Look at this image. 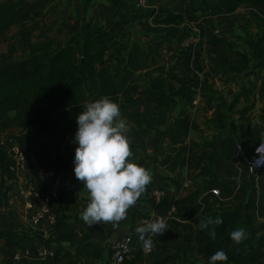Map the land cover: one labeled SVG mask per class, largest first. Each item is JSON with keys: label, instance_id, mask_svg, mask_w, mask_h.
Wrapping results in <instances>:
<instances>
[{"label": "trees", "instance_id": "obj_1", "mask_svg": "<svg viewBox=\"0 0 264 264\" xmlns=\"http://www.w3.org/2000/svg\"><path fill=\"white\" fill-rule=\"evenodd\" d=\"M27 1L0 0V34L13 14ZM242 8L254 9V22L264 26V0H188L182 13L160 8L132 15L131 23L138 28L137 39L125 27L129 24L127 20L120 21L116 28L102 26L93 33L87 31L79 36H69L60 45H56L55 39L47 33L40 34L37 46L27 45L17 58L5 56L0 65V133L10 128L20 131L7 140L0 139V202L3 206L9 202L12 183L17 179L16 149L24 153L27 160L34 157L40 167L47 169L55 150L73 138L77 127L75 116L81 108L101 95H107L122 105L124 118L139 136L147 134V119H154L161 127L172 126L168 133V150L157 153V161L165 171L174 173L184 163H189L198 176L208 178L206 186H198L174 204V223L177 219L188 220L199 213L202 219L211 216L222 221L210 226L216 232L215 240L208 236L207 228L199 230L195 238L197 252L209 257L223 249L228 259L216 264H264V235L256 237L250 234L242 222V214L235 210L227 211L221 205L236 191L233 174L227 171L226 177L221 179L214 169L216 157L224 152L228 144L215 140L206 143L203 149H197L187 142L190 129L185 118L171 124L178 102L186 105L194 103V83L199 75L203 76L207 85L220 75L226 78V83L231 81L243 87L250 86L252 88L245 95H251L253 83L249 77L264 70V31H258L255 36L243 41L249 49L247 54L234 50L229 36L215 34L206 40L203 29L199 30V38L187 45L175 42L178 34L183 39L190 36L192 27L199 26L203 18L233 14ZM143 35L148 37L147 40H143ZM173 49L178 53L172 72L162 64L154 67V76H140L141 72L157 63L160 53ZM9 60L12 61L7 63ZM97 61L101 63L96 65ZM205 89L207 87L203 84L202 93ZM140 100L145 102L142 109L134 111ZM253 106L254 102L249 99L245 111ZM220 110L217 106L218 114ZM130 149L132 158L149 170V158L134 146L130 145ZM213 188L219 189V198L209 204L201 202L202 193ZM84 206L86 204H77L70 210L80 213ZM58 214L57 225L52 234L44 238V244L50 249L58 244L54 246L57 255L54 261L79 264L84 257L92 260L102 258L107 251V241L117 232L118 226L132 220V207L127 210L125 219L115 225L95 224L74 251L59 244L73 239L77 225L67 220L69 216ZM168 226L164 236L179 235L178 231L171 230V224ZM240 227L246 230L247 238L235 245L229 233ZM163 235H153L151 241L161 240ZM4 238L6 248L19 246L27 249L28 242L23 235L0 230V254H5L1 248ZM108 251L113 253V249ZM138 251L142 252V245ZM7 263L11 264L12 260L7 259Z\"/></svg>", "mask_w": 264, "mask_h": 264}, {"label": "crops", "instance_id": "obj_2", "mask_svg": "<svg viewBox=\"0 0 264 264\" xmlns=\"http://www.w3.org/2000/svg\"><path fill=\"white\" fill-rule=\"evenodd\" d=\"M187 1L147 0L146 5L139 8L137 0H28L13 14L4 32L0 34V65L4 62L5 56L11 55L17 58L27 45L37 46L40 34L47 33L55 39L56 45H60L69 36H79L87 31L93 33L102 26L108 29L116 28L120 21H129V24L125 25L127 29L129 27L138 29L135 23H131L132 15L160 8L172 13H182ZM239 13L245 16L244 19L243 17L236 19L229 26L222 22L225 18ZM254 13V9L242 8L233 14L203 18L199 26L192 27V38L178 45H187L190 41L197 40L200 36L199 30L203 29L206 40L215 34L229 36L233 49L241 54H247L249 49L243 41L255 36L258 31H264V26L254 22ZM241 24L244 26H241L240 30ZM247 30H250L252 34L246 38L243 35ZM236 34L242 38L235 37ZM143 38L147 40L148 37ZM177 53L178 50L175 49L160 53L157 63L141 72L140 76L146 78L154 76V67L162 64H165L167 70L172 72L171 63H174ZM249 79L253 83V91L251 95L246 96V92L252 87H243L231 81L226 83V78L220 75H216L211 81V83L215 81L214 85H207L203 76L199 75L194 83L196 90L194 103L186 105L178 102L173 111L171 124H175L180 118H185L190 129L187 142L197 149H203L206 143L215 140L225 141L228 144L224 152L216 157L214 169L221 179L226 177L225 172H231L236 182V191L234 196L226 197L221 205L226 210L239 211L245 228L250 234L259 237L264 235V170L259 176L253 175L249 171L246 160L252 154L257 142L264 140V70L250 76ZM203 84L207 89L202 93ZM249 99L254 102V106L247 112L245 107ZM144 103V100H140L133 110L140 111ZM119 106L124 118L122 105L119 104ZM217 106L221 109L219 114ZM12 116L13 113L10 117ZM126 122L129 126L127 136L130 145L148 157L151 162L149 170L152 179L136 204L132 206V220L118 226L117 232L107 241V251L102 258L92 260L84 257L79 264H107L112 255L108 249H113L115 243L127 233L133 234L136 247L124 264H207L208 257L197 252L195 241L200 230L201 213L188 220L177 219V223L173 220L176 200L196 190L198 186H206L208 178L198 176L197 171L189 163H184L174 173L165 171L158 163L157 153L168 150V133L172 126L161 127L154 119H147L145 120L147 134L142 137L135 134L132 124L127 119ZM19 131L18 128L7 129L0 133V138L7 140ZM72 139L55 150L53 161L48 169L56 171L64 180L61 194L53 201L52 208L60 214H67L69 216L67 220L77 225L73 239L59 245L74 251L82 242L85 233L95 224L92 226L84 224L79 213L70 210L77 204L88 202L87 190L74 176L73 156L76 145L71 143ZM239 145L243 147L242 151L238 149ZM155 150L157 153L153 155ZM39 168V163L34 157L22 163L17 171V179L12 183L8 205L0 207V230L7 234L17 232L28 242L27 249L19 246L6 248V238L2 239L1 248L4 249L5 254H0V264H8L7 259L12 260L11 264L45 263V258L41 257L38 251L46 248L42 239L50 236L53 229L46 222L39 224L33 222L31 216L34 209L29 206L24 193L27 181L39 180L37 172ZM186 184L188 187H185ZM159 188H163L165 193L161 202L157 203L152 191ZM213 189L205 190L199 200L207 204L211 203L210 197H214ZM157 217L171 224L173 226L171 230L178 231L179 235L172 237L163 235V239L152 242L153 248L150 252H139L142 241L138 239L135 228ZM54 246L58 244L52 246V256L56 259ZM54 259L52 258L49 264H62ZM226 264L232 263L226 262Z\"/></svg>", "mask_w": 264, "mask_h": 264}, {"label": "clouds", "instance_id": "obj_3", "mask_svg": "<svg viewBox=\"0 0 264 264\" xmlns=\"http://www.w3.org/2000/svg\"><path fill=\"white\" fill-rule=\"evenodd\" d=\"M76 130L71 143L76 145L73 156V172L87 190L88 202L80 211V219L88 226L94 224H117L126 217L127 210L134 206L151 182L150 170L132 157L127 136L128 123L121 115L119 104L107 95L86 103L75 116ZM256 160V166L264 163V153ZM222 221L211 216L201 220L199 228L208 229V236L215 240L216 232L211 225ZM169 226L157 217L135 228L142 241V251L153 248L151 237L163 235ZM230 240L239 245L247 238L243 227L229 233ZM228 259L223 249L208 257L207 264H216Z\"/></svg>", "mask_w": 264, "mask_h": 264}, {"label": "built area", "instance_id": "obj_4", "mask_svg": "<svg viewBox=\"0 0 264 264\" xmlns=\"http://www.w3.org/2000/svg\"><path fill=\"white\" fill-rule=\"evenodd\" d=\"M146 1L147 0H137V6L139 8L144 7L146 5ZM257 147H259L258 150L260 152L264 153V140H261L256 145L252 154L246 160L249 171L255 176H259V174L264 170V163H261L259 166H256L255 164L256 160L261 155V153L256 151ZM238 149L242 151L243 147L239 145ZM14 159L18 168L22 163L27 161L25 154L19 152L18 149H16ZM37 172L39 180L37 182L27 181L24 193L28 199L29 206L34 209V213L31 216L33 222L37 224L46 222L47 225L53 229L57 225L59 214L58 211H55L52 208V203L60 196L64 180L56 173V171L52 169L40 167ZM185 187H188V184H186ZM164 193L165 190L163 188L153 190L152 194L154 200L157 203L161 202ZM212 193L217 196L220 195L218 188H214ZM135 247L136 244L133 234H125L115 243L113 253L107 264H122L124 259L135 251ZM38 254L46 259V256L48 255L47 248L39 250Z\"/></svg>", "mask_w": 264, "mask_h": 264}, {"label": "rangeland", "instance_id": "obj_5", "mask_svg": "<svg viewBox=\"0 0 264 264\" xmlns=\"http://www.w3.org/2000/svg\"><path fill=\"white\" fill-rule=\"evenodd\" d=\"M241 17H243V19H244V15L242 14V13H239V14H237V15H234V16H230V17H227V18H225L222 22L224 23V24H226L227 26H229L230 24H233V21H235L236 19H239V18H241ZM241 26H244L243 24H241L240 25V30H241ZM185 28V27H184ZM251 29H253V27L251 26ZM137 30L138 29H135V28H128V32H130L131 33V35L132 36H134V38L135 39H137L138 37H139V34H138V32H137ZM254 30V29H253ZM220 34H222L221 33V31H220ZM252 34V32L250 31V30H247V31H245V35H243V36H245L246 38L247 37H249L250 35ZM180 36H181V34H178V35H176V37H175V42L177 43V44H183V43H185V42H187V40L188 39H190V38H192V36H193V32L190 34V36H187V37H185V39H183V38H180ZM237 36H239L240 37V35L239 34H236L235 35V37H237ZM193 38H195V37H193ZM240 38H242V37H240ZM145 40V39H144ZM142 41V40H141ZM101 62L100 61H98V62H96V64L97 65H99ZM173 64L171 63V66H172ZM214 83H215V81L213 82V83H211V81H210V83H208V84H210V85H214ZM232 83V82H231ZM0 139H2V138H0ZM146 145H148V143L146 142ZM157 153V150H155L152 154L153 155H155ZM213 194V193H212ZM220 196V195H219ZM219 196H217V195H214V197L212 196V197H210V200H212L211 202H215V200H217L218 198H219ZM8 205V203L6 204V205H4V206H7ZM3 206V202L1 201L0 202V207H2ZM68 216L67 214H65V213H62L61 214V216ZM42 241L44 242V239H42ZM46 247V246H45ZM47 248V250H48V255L46 256V259H45V261L46 262H49V261H51L52 260V258L54 259V257L52 256V253H53V250H52V248L50 249V248H48V247H46ZM262 252L264 253V249L262 250Z\"/></svg>", "mask_w": 264, "mask_h": 264}]
</instances>
